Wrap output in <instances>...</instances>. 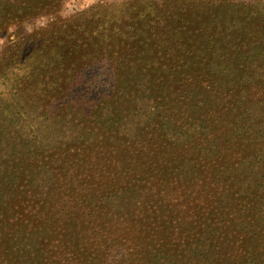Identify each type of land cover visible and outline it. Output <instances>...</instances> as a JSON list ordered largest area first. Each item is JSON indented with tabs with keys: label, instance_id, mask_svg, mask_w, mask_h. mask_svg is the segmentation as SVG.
I'll use <instances>...</instances> for the list:
<instances>
[{
	"label": "trees",
	"instance_id": "16d2710c",
	"mask_svg": "<svg viewBox=\"0 0 264 264\" xmlns=\"http://www.w3.org/2000/svg\"><path fill=\"white\" fill-rule=\"evenodd\" d=\"M59 1L62 0H15L9 4L7 19L22 23L31 17L50 14ZM143 4L144 8L135 11L133 6L104 5L92 14L79 17L54 40L36 50L23 53L12 50L14 56L7 66V86L15 93L11 101L19 102L18 94L32 103L28 109L36 110L41 105L40 118L47 122L55 119L62 123L59 120L63 113H68L79 130L75 138L81 141L74 147L69 141L57 144L50 152H33L30 154L33 167H26L28 156L16 161L24 160L15 170L19 173L14 186L18 193L14 192L10 199L5 196L0 205L3 223H0L3 229L0 264L33 262L22 255L23 246H19L18 240L36 242L39 250L36 264H122L115 257L117 253L112 254V249L104 247L105 243H114L119 238L132 247L133 254L124 264H163V210L174 213L163 205V169L168 168L167 177L172 178L165 180L172 193L168 199L182 198L177 188L179 183L173 179L176 171L169 167L171 163L164 166L161 160L152 175L149 167L156 161L147 157L163 150V114L158 110L164 94L172 89L170 80L163 82V70L174 78L187 68L201 67L206 72L205 69L214 65L228 69L234 66V56L228 53L232 42L225 34L223 21L214 25L215 19L209 20L213 17L207 16L199 4L187 7V0L176 12L161 11V16L151 13L154 6L150 1L144 0ZM21 13L27 19L12 17ZM241 55L236 59L240 67L246 62L247 53ZM262 66L260 70L264 72ZM22 87L25 94L21 95ZM192 107L197 109L193 118L182 128L173 126L175 131L203 129L204 123L207 130L210 128L208 131L214 132L217 128L212 118L218 115V108L206 110L201 102L193 103ZM210 113L214 114L211 118ZM197 115L200 120H195ZM145 123L150 129V144L154 146L149 153L148 144L147 150L135 148V138L121 131L125 126L136 128ZM234 143L231 139L225 141V145ZM216 149L217 146L211 150L212 157L210 151H194L191 159L183 151L179 157L182 162L175 169L188 167L189 173V163L195 164L192 170L200 168L206 174L220 154L215 153ZM261 177L264 180V172ZM187 179L186 186L193 182ZM186 186L181 188L188 189ZM190 200L193 202L194 198L191 196ZM260 200L264 202V197ZM247 224L246 221L244 225ZM259 230L263 232L262 228ZM216 232V246L205 248L207 257L220 254L216 264H240L248 257L235 260L234 255L225 254L224 246L216 252L217 246L229 242L222 227ZM112 247L123 251L117 242ZM2 252L7 253V260ZM47 255H54L55 260L49 261ZM259 258L251 257L254 261ZM172 259L176 264L181 263L176 256Z\"/></svg>",
	"mask_w": 264,
	"mask_h": 264
},
{
	"label": "rangeland",
	"instance_id": "374dc122",
	"mask_svg": "<svg viewBox=\"0 0 264 264\" xmlns=\"http://www.w3.org/2000/svg\"><path fill=\"white\" fill-rule=\"evenodd\" d=\"M148 1L154 6L151 13L161 16V11L171 13L170 10L174 9L176 12L187 0ZM12 2L15 0H0V205L5 196L10 199L14 192L18 193L14 186L19 173L15 170L22 166L24 160L21 163L16 161L28 156L26 167H33L30 155L33 152H47L57 147V144H68L69 141L74 147L81 141L75 138L79 130L73 126V120H70L68 113H63L62 120H59L62 123L55 119L47 122L40 118L41 105L36 110L28 109L33 105L28 102V98L23 97L24 87L20 89L22 98L16 94L20 98L19 102L11 101L15 93L7 86V66L14 56L12 50L16 49L18 53L36 50L42 44L54 40L66 26L77 21L79 17L92 14L104 5L133 6L134 11L144 8V0H62L55 4L50 14L16 23L7 19L8 8L11 6L9 4ZM188 4L186 6L191 8H194V4L205 8L203 12L213 17H209V20L215 19L214 25L223 21L225 34L232 42L228 53L234 56V66L225 69L210 65L205 69L206 72L201 67L187 68L174 78H170L163 70V82L170 80L169 86L172 88L168 94H164L163 103L158 110V113L163 114V150L160 149L155 156L150 153L147 157L155 158L156 161L155 165L149 167L152 175H155L161 160L164 166L171 163L169 167L176 171L173 179L179 183L177 188L180 189L182 197L176 193L179 198L168 199L172 193L168 191L165 180L172 178L167 177L168 168L163 169V205L166 204L174 212L167 213L163 210V264H176L172 256H176L178 262L181 261L179 264H216L220 261V254L207 257L205 248L216 246L215 234L220 227L226 233L225 240L229 242L217 246L216 252L224 246L225 254L234 255L235 260L248 256L240 264H264V227H261L264 202L260 200L264 197V180L261 177L264 172V72L260 70L264 65V0H188ZM12 17L27 19L23 13ZM215 30L219 29L215 27ZM244 52L247 53L244 56L246 62L240 67L236 65V59ZM243 65L245 67L242 68ZM252 80L257 81L251 83ZM164 86L163 83V89ZM199 102L206 110L218 108L217 116L209 114L214 115L212 120L217 129L214 132L208 131L210 128L207 130L208 126L203 123L201 126L204 130L196 127L195 130L186 129V133H177L173 126H185L197 110L192 104L197 105ZM45 104L48 103H44L42 108ZM195 118L200 120L198 115ZM66 120H70L72 124H66ZM149 130L145 123L138 124L136 128L125 126L121 131L125 136L135 138V148L138 146L147 150L149 145V153L154 148L150 144ZM136 132L140 136L138 139ZM227 139L235 142L234 145H225ZM216 146L215 153L220 154L216 156L215 164L211 165L206 174L200 168L192 170L195 164L189 163V173L186 171L188 167L178 171L175 169L181 164L179 157L184 152L189 154L188 159L193 158V152L198 150L210 151L209 155L212 157L214 152L211 150ZM156 176L157 180L159 176ZM187 177L193 182L187 185L188 189H182L189 182ZM185 195H191L193 202L188 201L191 196L185 199ZM182 200H185L184 203H180ZM186 203L188 206H185ZM251 208L254 210H250ZM246 221L249 222L248 227L244 225ZM0 223L3 225L2 219ZM1 224L0 234L3 231ZM259 228H262V233ZM19 241V246H23L22 255L31 258V264H36L39 257L36 242H17ZM115 242L120 244L123 251L112 247ZM100 245L102 248L101 243ZM29 247L31 249L28 250ZM104 247L112 249V254L117 253L115 257L122 264L133 254L132 247L120 238L114 243H105ZM201 254L205 259L201 258ZM2 255L7 260V253L2 252ZM53 256L47 255L49 261L55 260ZM252 256L261 258L254 261ZM19 262L16 261V264Z\"/></svg>",
	"mask_w": 264,
	"mask_h": 264
}]
</instances>
